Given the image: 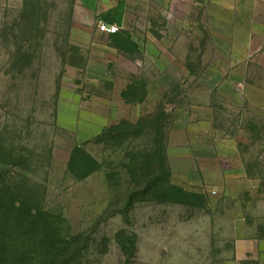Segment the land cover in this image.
<instances>
[{"label":"rangeland","instance_id":"rangeland-1","mask_svg":"<svg viewBox=\"0 0 264 264\" xmlns=\"http://www.w3.org/2000/svg\"><path fill=\"white\" fill-rule=\"evenodd\" d=\"M166 2L0 0L2 264H264V9Z\"/></svg>","mask_w":264,"mask_h":264},{"label":"crops","instance_id":"crops-1","mask_svg":"<svg viewBox=\"0 0 264 264\" xmlns=\"http://www.w3.org/2000/svg\"><path fill=\"white\" fill-rule=\"evenodd\" d=\"M132 1L134 0H92V5H87L85 0H80V4L82 8L92 12V23L97 27L100 23H106L109 25H116L121 29H124L127 26L129 17L131 15ZM147 1L148 4H155L162 0ZM164 1H167L165 3L166 7L169 4L173 5L175 13L178 12V18H181V14L186 15L192 13L196 6L195 0ZM232 9L237 10L239 14H241V18H239L240 20H242L244 23L250 24L246 15L250 10L260 12V10L264 9V0H235ZM178 23L181 24L182 22L179 20ZM236 63H238V65L235 66L236 68L228 75L227 79L222 82V87L231 89L240 94L246 88V86H249V84L245 83L246 80L244 81L239 78L240 75L247 71V66L249 63L258 64V66L264 71V48L262 46L259 47L255 55L245 51L244 56L235 62V64ZM258 88H264V85L259 86ZM240 98L243 100L241 95Z\"/></svg>","mask_w":264,"mask_h":264},{"label":"trees","instance_id":"trees-1","mask_svg":"<svg viewBox=\"0 0 264 264\" xmlns=\"http://www.w3.org/2000/svg\"><path fill=\"white\" fill-rule=\"evenodd\" d=\"M160 161H161V169L162 170H166L167 167V156H166V142L164 140H162L160 142ZM3 239L0 236V264L3 263V260L5 259V247L3 244Z\"/></svg>","mask_w":264,"mask_h":264},{"label":"built area","instance_id":"built-area-1","mask_svg":"<svg viewBox=\"0 0 264 264\" xmlns=\"http://www.w3.org/2000/svg\"><path fill=\"white\" fill-rule=\"evenodd\" d=\"M98 30L102 34L116 35V34L120 33L121 28L116 26V25H109L106 23H100L98 26Z\"/></svg>","mask_w":264,"mask_h":264}]
</instances>
